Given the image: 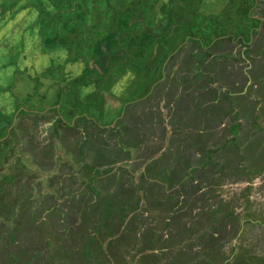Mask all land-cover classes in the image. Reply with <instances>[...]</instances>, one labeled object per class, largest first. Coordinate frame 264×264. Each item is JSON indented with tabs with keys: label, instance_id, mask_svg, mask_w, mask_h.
<instances>
[{
	"label": "crops",
	"instance_id": "crops-1",
	"mask_svg": "<svg viewBox=\"0 0 264 264\" xmlns=\"http://www.w3.org/2000/svg\"><path fill=\"white\" fill-rule=\"evenodd\" d=\"M29 1L33 0H0V14L7 8L9 13L0 21V59L12 82L0 101V230L8 232L15 225L30 257H34L37 239H27L18 230L42 232L46 251L44 233L52 231L56 240H62L67 264H85L83 256L88 264H192L196 249L190 239L197 234L206 235L202 249L216 247L227 255L237 235L248 237L242 219H235L240 212L229 203L219 211L216 204L218 198L224 199L221 195L214 202L211 197L209 205L206 198L202 223H197L200 211L190 201L189 209L167 205L161 199L166 189L160 190L158 183L160 161L151 162L143 145L153 128L161 132L167 126L162 109L154 105L162 106L163 91L172 84L171 95L179 94V102H174L180 105L177 116L205 122L197 132L213 151L210 158L207 152L205 156L206 188L213 190L214 168L224 170V175L228 171L246 175L252 181L239 194L254 198L248 214L264 221L260 202L264 201V0H151L152 6L144 8L156 9V29L165 28L142 35L143 57L128 48L129 42L102 53L73 35L78 29L76 19L62 20L63 47H51L55 63L46 60L50 56H45L44 48L52 43L49 33L56 21L49 19L47 29L40 30L36 18L26 19L27 27L20 18L21 26L10 18L12 10L28 7ZM45 2L50 11L52 1ZM188 10L193 12L189 16ZM154 31L150 28V33ZM35 49L37 56L43 51L37 65L32 61ZM34 68L44 75L33 76ZM178 89H199L191 99L201 103L194 109L188 106L187 115L181 103L190 96H182ZM7 101L14 105L9 112ZM174 127L178 128L171 132L174 135L192 137L196 132L181 128L177 119ZM81 128L85 130L79 137ZM164 140L163 136L162 145ZM215 143H220L218 149L213 148ZM217 153L227 157L226 162L220 158L214 165ZM16 164L24 166L23 173ZM167 165L168 173L179 181L186 169L193 168L191 160ZM32 166L37 171L41 167L47 176L25 173ZM221 180L216 177L217 185ZM163 186L175 201L185 198V185ZM155 196L160 201L153 200ZM260 225L264 228V223ZM249 226L255 238L260 234L264 239L263 230ZM66 232L68 237L63 238ZM87 246L91 249L88 257ZM71 249L76 250L75 257L69 255ZM249 255L243 264H264V258L255 255L250 262ZM221 264L230 262L224 259Z\"/></svg>",
	"mask_w": 264,
	"mask_h": 264
},
{
	"label": "rangeland",
	"instance_id": "rangeland-1",
	"mask_svg": "<svg viewBox=\"0 0 264 264\" xmlns=\"http://www.w3.org/2000/svg\"><path fill=\"white\" fill-rule=\"evenodd\" d=\"M110 4H113L112 0L110 1ZM11 12L12 14L13 13L15 14L14 18L17 19L16 21H18L21 26L22 21L18 19L20 17L19 11L12 10ZM53 12L54 11L51 12L49 17L52 14H54ZM190 12L193 13L192 11H189V10L186 11V15L189 16ZM23 27H26V26H24L23 24ZM17 29L19 31L18 27ZM50 44L51 42H47L48 46L44 48V53H45V56L47 57L50 56V58H46L48 62L55 63L54 56H53L55 54L54 52L55 50L50 47ZM37 50L38 49H35L32 52V61L34 63L33 65H37L39 61L43 59L42 58L43 51H39V56H37ZM18 60L19 59L16 58L15 62H17ZM1 61L2 59H0V92H1L0 101L3 99L4 95L9 92L7 91L8 89L6 87L9 85V83H12L8 79L7 75L4 73V65L1 64ZM46 68L50 69L49 66H46ZM39 72H41V74H39ZM43 73L44 71L41 69L34 68L32 70L33 76L36 74L37 77H41L44 75ZM171 78H172V73L168 74V80L171 81ZM186 80H190V79H186ZM185 84L186 83L180 86L184 87ZM172 90H173L172 84L170 85V87H166L165 90L163 91V96L165 97V99L162 101V106L154 105L156 110L162 109V112L164 113V117L165 119H167V123H166L167 126L163 127L164 131H161V132H159L160 129L157 130L156 128H153L154 134L151 133L152 135L149 141L147 142V144L143 145L147 149V153H148V156H150L151 162L157 163L158 161H160L159 164H160V171H161L160 172L161 180H158V183L160 185V190L162 188L166 189V193H164L163 191L161 192V199H164L167 205L175 206L177 204H181L182 207L186 209H189L190 205L188 204L187 201H190L191 205H193L195 209L200 211V213L198 214L197 223H202V221H204L203 219H205V211H206L205 209L207 207L206 198L208 197V205H209L211 197L213 198V202H214V200H216L217 197L221 195L224 199L218 198L219 202L216 204L217 209L219 211L221 209H226L228 207V203L229 205H233L237 209L235 210L237 212H240L239 217L235 219L241 218L242 220H239V219L238 220L240 222L242 221L243 222L242 225H244V227L247 228L248 230L247 231L248 237L245 236V234H243L242 236L237 235L236 243L231 242L230 244L231 245L230 249L232 248V250H229L227 255L225 252L224 256L222 255L221 250H218V248L216 247L213 249H209L208 251H205V249H202V244L205 243L206 235L197 234V236L194 238L193 241L190 239L191 245L193 246V248L196 249V251L193 253V258H195V261L192 264H221V261L224 259H227L230 262V264H243L245 259H248V257L250 256L249 255L250 253H252L250 257V262H251L253 255L256 256V253L258 252H261V257L264 258V239L260 238V234H258V236H256L255 238L253 234H251L254 228L249 226V225H254L256 228H259L258 229L259 232L260 230L264 231V228L260 225V224H263L264 221L263 219H259L257 217L253 219L251 215L248 214V207L250 206V203L253 202L254 198L251 196L250 197L248 196L249 198H247L239 194V191L242 189L245 183L252 181V179L249 180V178L246 177V175H243L242 177H240L237 174H234L229 171L225 172V175H224V170L220 172L214 168L213 178H212L213 179V186H212L213 190L211 191L210 189L206 188V181H209V178H208L209 174L207 173V170H206V165H205L206 157L205 156L207 152V155H208L207 157L210 158L209 156L213 151H211L212 149H210V147L207 145L204 136H202L201 133L197 132L199 130L200 125L202 127L205 126V122L204 121L202 123L195 122L193 121V118L190 116H188L187 118H182V119L178 117L176 114V111L178 110V107L180 109V105L174 106V102H179V100H176L179 94L178 95L175 94L174 96H172L171 95ZM198 90L199 89H192L189 92L180 91V89L177 90L178 91L177 93L179 92L182 93V96L184 95L190 96L187 102L181 103V110L182 112L185 113V115H187L188 106H189V109H194L196 108L197 104L201 103V102L195 103V101H192L191 99L192 97H195V95L197 94L196 92H198ZM222 96H225V95L223 94L217 95V97H222ZM13 107L14 105L12 104V101L9 103L7 101L5 103V108L8 109V112L10 108H13ZM216 107H218L217 104H215V108ZM18 113H20V111H18ZM154 114L156 115L157 112L155 111ZM172 117H174V121H172ZM14 118H16V115L13 117V119ZM176 119L179 121L181 128L195 129L196 132L194 133V136L189 137L187 134L185 135L172 134L171 132H173V130L178 129L174 127V123ZM81 129H82L81 133H78L79 137L83 135V131L85 130L84 128H81ZM15 133L16 131L13 130L14 135ZM163 136L165 137V140H164V144L162 145L161 142L163 140ZM221 141H224V139L221 138ZM207 142L209 144V141ZM139 144H140L139 141H137V143H135V146L138 147ZM218 145H220V143H215L213 148L218 149ZM176 148H178L177 152H175ZM158 151H160V153H158ZM21 154L22 153L20 152V155ZM172 154L174 156L179 157L180 160L178 161L174 160L173 156H171ZM22 156L27 157L26 155H22ZM215 157L216 159H215L214 165H216L217 161L220 162L221 160L220 158H224V162H226V159H227V157H223L219 153H217ZM188 160L189 161L191 160V164L193 168L191 169L188 168L185 170L186 174L184 175V178L182 181H179V178H175L168 173V170H167L169 168V166L167 165L168 162L170 163L173 161V163L174 162L182 163ZM19 165H20V168L18 169V171L23 173L24 171L22 169L24 168V166L22 164H16V166H19ZM35 166L37 167V165ZM36 167L32 166V167L26 168L27 172L25 173H29V174L36 173L41 176H47L45 174L46 171L41 172V167L39 171H37ZM208 168L210 167H207V169ZM42 169H44V167ZM32 171H36V172H32ZM216 177H219L220 179H222L218 185H217ZM222 182H224L223 186L219 188ZM164 184L170 187L174 185L178 188H183L185 185L182 191V196L185 197L184 198L185 200L182 199L180 201H175L174 198L170 196V193L167 192L168 190L167 187L163 186ZM189 186L192 189L187 193L185 189L189 188ZM212 192H213V195H211ZM260 192L262 193L263 191H260ZM152 199L160 201L159 196H155ZM260 202L264 204V201H260ZM38 223H44V221L38 220ZM43 227L44 226H40L39 228L43 229ZM49 229L51 230V228ZM29 230H30L29 228L23 227V228H20L18 231H21L22 232L21 234H24L27 237V239H37L35 240V242H33V245L36 248V251L33 252L34 257H30L29 255L25 253L27 251L23 248V246L21 245L19 241V237H18L19 233L16 232L15 225L11 226L8 232H4L0 230V250L7 248L4 253L0 254L1 264H7L6 263L7 260L9 263V259L10 260L12 259L14 261V264H67L66 262L68 260L66 259V256L64 255V251L62 250L63 243L61 242L62 241L61 239L60 241L56 240L57 237L55 236V234L52 233V231H50L49 233L45 232L44 242L47 240V244H48L46 247L47 249L46 251L45 248L43 247L44 245H42V238L40 240V237H42L41 235L42 232L38 233L36 229H34L35 233L30 234L28 233ZM67 237H68V234L66 232L63 238H67ZM84 237L85 236L81 234V238L84 239ZM181 240H185V236H182ZM23 241L26 242L27 240L23 239ZM27 243H29V241H27ZM19 246L21 247L20 251H22L21 260L19 259V252H20L18 249ZM93 246L94 244L90 245V247H93ZM88 247L89 246H87V249H86L87 257L91 254V249H89ZM75 252L76 250L71 249L69 251V255L75 257L76 256ZM62 253H63V257L60 258ZM10 254L15 255V257L13 256L12 258V255ZM83 257H82L83 262L85 264H88V259L85 260Z\"/></svg>",
	"mask_w": 264,
	"mask_h": 264
},
{
	"label": "trees",
	"instance_id": "trees-1",
	"mask_svg": "<svg viewBox=\"0 0 264 264\" xmlns=\"http://www.w3.org/2000/svg\"><path fill=\"white\" fill-rule=\"evenodd\" d=\"M11 1V0H7ZM45 1H52L51 12ZM33 0L29 1L28 7L22 6L19 11L20 19L23 21L29 18H36L39 25L36 28L40 30L47 29L49 19H53L55 26L49 33V39L52 40L50 47L62 46L61 44V23L62 20L76 19L78 28L73 35L78 40L90 42L92 48H98L102 53H109L110 49L118 50L121 46L129 42V49L135 50L137 56H145V52L140 50L143 46L140 42L145 41L142 35H153L160 32L162 28L156 29L158 23L154 22L156 9H147L144 6L151 7V0ZM105 3V4H104ZM130 3V4H128ZM128 4V5H127ZM168 5V4H167ZM8 13V8L0 14V21ZM166 13V17H167ZM15 14L11 12V19ZM169 18L172 17V11L169 9ZM46 19L47 21H44ZM35 24V21L33 22ZM144 23L145 27H142ZM27 27V26H26ZM150 28L155 31L150 33ZM140 40V42H139ZM136 42L133 46V43ZM139 49V50H138Z\"/></svg>",
	"mask_w": 264,
	"mask_h": 264
},
{
	"label": "clouds",
	"instance_id": "clouds-1",
	"mask_svg": "<svg viewBox=\"0 0 264 264\" xmlns=\"http://www.w3.org/2000/svg\"><path fill=\"white\" fill-rule=\"evenodd\" d=\"M256 257H258V258H262V257H261V252L256 253Z\"/></svg>",
	"mask_w": 264,
	"mask_h": 264
},
{
	"label": "flooded vegetation",
	"instance_id": "flooded-vegetation-1",
	"mask_svg": "<svg viewBox=\"0 0 264 264\" xmlns=\"http://www.w3.org/2000/svg\"><path fill=\"white\" fill-rule=\"evenodd\" d=\"M217 186V185H216ZM209 189V188H208ZM219 189V188H218ZM211 190V189H210ZM212 191V190H211ZM0 198H1V194H0Z\"/></svg>",
	"mask_w": 264,
	"mask_h": 264
}]
</instances>
